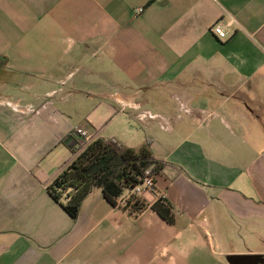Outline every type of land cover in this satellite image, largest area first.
I'll use <instances>...</instances> for the list:
<instances>
[{"label": "crops", "instance_id": "0c3cea01", "mask_svg": "<svg viewBox=\"0 0 264 264\" xmlns=\"http://www.w3.org/2000/svg\"><path fill=\"white\" fill-rule=\"evenodd\" d=\"M77 130L152 142L165 165L138 215L101 189L77 220L53 200ZM254 257L264 264V0H0V264Z\"/></svg>", "mask_w": 264, "mask_h": 264}, {"label": "trees", "instance_id": "16d2710c", "mask_svg": "<svg viewBox=\"0 0 264 264\" xmlns=\"http://www.w3.org/2000/svg\"><path fill=\"white\" fill-rule=\"evenodd\" d=\"M75 154L76 158L48 188L53 200L73 220H77L83 202L95 189H101L109 203L119 206V199L140 184L148 170L150 176L156 178L165 165L155 157L151 141L135 150L113 140L97 138L87 145L79 144ZM136 196L130 195L123 206L132 215L146 208ZM153 209L169 222L173 221L169 205L156 203Z\"/></svg>", "mask_w": 264, "mask_h": 264}, {"label": "built area", "instance_id": "2783aa9c", "mask_svg": "<svg viewBox=\"0 0 264 264\" xmlns=\"http://www.w3.org/2000/svg\"><path fill=\"white\" fill-rule=\"evenodd\" d=\"M211 30L219 39H222V40H227L228 38H230L233 35L232 31L227 29L221 23V21L216 22L212 26ZM142 117L143 118H148V117L151 118L152 116L149 114H145ZM74 134L78 137L79 144L87 145L90 142V140L87 138L86 132H84L83 130H77ZM154 190H155V178L150 176V170H148V172H147L146 176L143 178L142 182L140 184L136 185L134 188H132L129 191V195H140L145 191H154ZM125 202L126 201L124 199L120 198L118 207H123Z\"/></svg>", "mask_w": 264, "mask_h": 264}, {"label": "water", "instance_id": "95a60500", "mask_svg": "<svg viewBox=\"0 0 264 264\" xmlns=\"http://www.w3.org/2000/svg\"><path fill=\"white\" fill-rule=\"evenodd\" d=\"M253 259L255 260V263H256V264H259V263L257 262V258H256V257H254Z\"/></svg>", "mask_w": 264, "mask_h": 264}]
</instances>
